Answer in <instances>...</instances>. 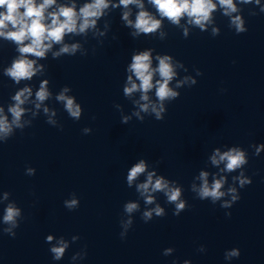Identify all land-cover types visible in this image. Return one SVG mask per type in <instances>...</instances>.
Returning <instances> with one entry per match:
<instances>
[{
	"label": "water",
	"instance_id": "95a60500",
	"mask_svg": "<svg viewBox=\"0 0 264 264\" xmlns=\"http://www.w3.org/2000/svg\"><path fill=\"white\" fill-rule=\"evenodd\" d=\"M88 2L91 0H56L45 16L60 5L74 3L78 11ZM213 2L217 9L212 23L201 31L189 24L186 16L179 26L173 25L159 16L149 0H142L144 9L161 19V27L133 38V29L125 25L122 13L130 9L129 19L134 21L139 9L136 5L113 8L111 4L119 0H110L95 29L65 35L63 43L80 45L75 55L54 58L62 45L53 44L45 58L29 56L42 71L19 84L4 74L20 55L18 46L0 37V107L9 122L12 96L24 87L32 90L22 105L23 129L13 127L7 139L0 137V262L122 258L264 228V148L256 155V148L264 145V0L259 4L233 0L238 11L231 16L223 15L218 0ZM237 15L246 28L239 34L231 25V17ZM213 28L218 29L215 36ZM149 49L153 67L158 65L157 55H170L174 65H182L175 67L177 75L169 83L179 95L163 102L162 120L156 119L151 108L140 112L142 120L133 115L139 111L136 101L141 93L129 97L123 92L131 75L127 67L133 53ZM197 70L202 75H197ZM185 77L196 83L189 80L176 87ZM157 79L158 74L153 77L154 84ZM45 80L51 95L41 103L35 93ZM65 87L69 88L65 95L81 106L79 120L70 117L64 103L56 99ZM148 95L153 103H160L155 88ZM125 116L130 117L126 124L121 122ZM84 128L92 131L84 133ZM231 148L245 152L246 165L227 172L222 171L225 162L212 164L216 149L223 153ZM140 160L145 161L146 171L129 187L127 173ZM28 168L35 169V174L28 175ZM149 171L155 172L154 180L163 177L169 187L180 188L186 207L179 216L173 215L175 205L167 202L163 191L150 193L154 203L145 204L137 185L145 182ZM202 171L208 173L209 185L225 178L221 189L225 196L215 204L210 199L200 200L192 190L193 185L201 186ZM241 173L252 181L243 188L234 179ZM230 187L237 189L240 199L222 208L225 201L232 200ZM72 198L78 199L79 206L70 211L64 201ZM129 202L139 206L130 215L124 211ZM9 204L21 212L16 227L3 221ZM157 204L166 215L153 214L145 223L142 213ZM229 212L230 217L225 215ZM129 218L133 223L121 238L125 231L121 221ZM49 235L51 242L46 240ZM61 239L68 247L64 256L55 260L50 249Z\"/></svg>",
	"mask_w": 264,
	"mask_h": 264
},
{
	"label": "clouds",
	"instance_id": "9594fccd",
	"mask_svg": "<svg viewBox=\"0 0 264 264\" xmlns=\"http://www.w3.org/2000/svg\"><path fill=\"white\" fill-rule=\"evenodd\" d=\"M253 0H240V3L250 4ZM149 3L153 5L161 18H167L173 25H180V21L183 17L188 18V23L196 26L201 31L206 30V25L212 23V14L217 9V3L213 0H149ZM256 4L260 3V0H255ZM56 4V0H42V3H37L36 0H0V37L6 40L15 42L18 46L17 51L19 57L15 59L11 66L5 69L4 74L13 80L16 84H19L22 80H31L38 72L42 71V66L36 65V60L29 59V56L36 58H45L46 53L50 51L53 44L62 45L59 51L53 53V57H59L62 54L69 56L75 55L80 48L79 44H65L63 43L66 34H83L89 29H95L97 20L100 19L107 9L110 7V0H91V2L84 3L83 6L77 11L75 4L71 6L60 5L55 11L47 13L45 12L51 6ZM218 4L223 9V15L231 16L232 13L238 11L233 0H218ZM129 5H136L139 9L135 16V20L129 19L131 10L128 9ZM123 6L124 9H128L122 13V19L125 25L133 31L131 36L138 38L141 34L147 35L155 33L161 27V19L155 18L149 11L144 9L142 0H119L118 4H111V7ZM264 12V8H261ZM50 19V22L46 20ZM231 25L234 26L236 33H243L246 31L244 27V21L239 15L231 17ZM218 34V29L213 28L212 35ZM188 31L184 30V36L187 38ZM27 41V43H25ZM155 59L158 61V65L153 67L152 50H143L134 52L131 57V63L127 67V71L131 75L127 76V85L124 87L123 92L125 96H131L135 92H140V101L146 103H140L139 111L133 113L139 119H143L140 116V112H148L151 108V112L155 114L157 120H162L165 109L163 102L165 100H174L178 97L179 93L173 88L169 87V83L177 75L175 67L182 65H174L172 57L170 55H157ZM159 76V79L153 83L154 75ZM197 75L202 73L197 70ZM133 76L135 79H133ZM191 80V84H195V79L185 77L184 81H179L176 87H180L184 82ZM137 81L139 83H137ZM48 81H44L39 90L35 93L36 101L43 102L51 94L47 88ZM155 88V96L157 97L159 104L153 103L149 99L148 93ZM69 91V88L65 87L59 95L56 96L58 101L64 103V108L70 115V117L79 120L81 116V106L75 102L74 97L65 95ZM32 96V90L29 87H24L18 90L12 100L14 103L8 107L12 120L9 122L8 117L4 115V108L0 107V137L7 139L13 132V127L23 129L24 124L21 122V117L25 113V109L22 105ZM40 107V103L36 104V108ZM45 113L48 109H44ZM55 115V113H52ZM130 117H123L122 123H128ZM49 123H55L52 120ZM62 130V127L60 128ZM92 130L90 128H84V133H89ZM261 148L264 145L256 148V155H259ZM218 157V158H217ZM211 162L213 165H219L221 162H225V168L222 171L233 172L242 166L247 164L246 155L244 151L239 148H231L223 153L219 149H216L215 153L211 156ZM146 163L144 160H140L136 163L127 173V185L132 186L133 182L146 171ZM28 175H34L35 169L28 168ZM154 171H149L145 182L137 185V191L145 197V204H153L154 197L150 193L163 191L167 202L175 205L173 215L179 216L182 211L185 210V201L181 200V190L178 187H169V182L163 177H156ZM199 179L202 181L199 189L195 185L192 186V190L197 193L200 200L210 199L213 204L219 201L225 196V192L221 191L225 184V178L215 179L211 185L208 182V173L201 172ZM234 179L239 180V185L243 188L245 185L252 183L250 178L244 177L243 173L239 177ZM228 193L232 194L231 202L225 201L221 207H231L232 202H236L240 199L235 187H230ZM147 194V195H146ZM5 193V198H7ZM73 196L75 194L73 193ZM79 206V201L76 198H72L64 201V207L72 211ZM139 208L137 203L129 202L125 204L124 211L129 215ZM153 214L156 217H164L165 211L160 205H156L154 208L144 211L142 213V219L145 223L149 222L153 218ZM21 215L20 209L12 204H9L5 210L3 221L6 224H10L16 227V220ZM226 216H231V213H225ZM133 221L129 218L126 221H121L124 232H122L121 238H123L131 227ZM6 232H10L11 229H5ZM14 235V234H13ZM75 239V237H74ZM47 242H51L53 237L47 236ZM68 244L63 240H59L56 246L51 247L50 252L55 260H60L65 253V249ZM198 251L203 252L204 248L201 246ZM172 252V249H166L164 255H168ZM240 252L238 249H232L225 254V259L238 258ZM188 264V261H185Z\"/></svg>",
	"mask_w": 264,
	"mask_h": 264
}]
</instances>
